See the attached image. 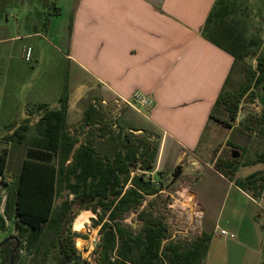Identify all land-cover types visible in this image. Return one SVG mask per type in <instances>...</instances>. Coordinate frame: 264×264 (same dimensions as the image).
Listing matches in <instances>:
<instances>
[{"label":"crops","instance_id":"0c3cea01","mask_svg":"<svg viewBox=\"0 0 264 264\" xmlns=\"http://www.w3.org/2000/svg\"><path fill=\"white\" fill-rule=\"evenodd\" d=\"M215 2L0 0V33L10 23L8 13L3 23L1 11L49 9L48 14L38 13L37 21L32 17L35 26L44 25L41 30L46 34L35 29L37 31L28 35L48 39L50 46L70 61L68 129L74 133L71 124L79 122L78 127L82 123L83 113L88 110V95L97 99L95 106L109 110L117 106L121 98L131 97L136 91L146 92L155 100L154 107L148 110L149 115L145 114V107L127 106L119 118L124 116L127 125L159 136L158 165L174 170L180 164L183 171L182 156L197 149L235 62L232 54L203 33ZM17 23L22 24V21L17 20ZM9 39V36L0 34V70L3 73L16 71V56L8 44ZM72 77L81 89V96L75 101H72ZM40 93L43 91L33 85L30 109L39 118L43 110L37 112L35 105L47 103L51 108L59 105V102L51 104L43 99ZM5 112L9 113L11 109H5ZM36 134L37 131L33 135ZM191 163V170L197 174L202 175L209 168L218 185L228 186L230 190L235 186L244 199L241 217L230 218L225 227L210 222L207 225L204 221L206 232L211 234L205 264H262L264 202L217 171L215 162L202 163L192 159ZM195 193L198 198V193ZM198 203L202 214L205 213L203 202L199 199ZM212 225L213 230L210 228ZM221 229L234 233L235 237L223 235ZM214 236L222 238L225 247L213 245ZM239 249L249 253L248 261L237 258Z\"/></svg>","mask_w":264,"mask_h":264},{"label":"rangeland","instance_id":"374dc122","mask_svg":"<svg viewBox=\"0 0 264 264\" xmlns=\"http://www.w3.org/2000/svg\"><path fill=\"white\" fill-rule=\"evenodd\" d=\"M233 1L228 16L241 38L240 48L244 56L232 68L226 85V92L236 94L249 69H255L258 59L264 57V0ZM1 12L4 14L3 23L7 13L10 23L8 27H3L4 31L0 34L10 37L8 44L16 56L14 64L16 71L14 73H3L0 70V154L4 153L7 158L4 173H0V213H3L6 195L9 190L15 189V183L30 140L38 129V114H34V111L28 113L31 108V89L33 85L40 88L43 91V94L40 93L43 99L51 104H58L61 93L68 85L69 71L72 67L69 59L64 58L54 46H50L48 39L38 35L31 37L28 35L37 31L35 29H39L38 31H42L44 35L46 34V31L41 30L44 25L35 26V21H37L38 13L48 14L49 9ZM32 17L35 18V21ZM17 20L22 21V24H18ZM28 46L32 48V59L29 61L25 59L24 54ZM72 84L74 96L72 101H75L80 98L81 89L73 77ZM88 85L90 84L88 83ZM263 85L264 80L258 86L251 83L248 92L240 102L236 119L230 118L225 105L216 107L215 114L228 119L232 126H227L212 118L194 153L182 156L185 174L182 175V171L173 183L171 181L174 170L168 169L163 164L159 166L158 159L155 163L153 162L151 168L145 170L141 168V158L144 156L147 146L155 144L160 150L161 138L152 135L146 129L127 125L124 123V116L119 118L122 109L129 105L122 106L117 103V106L108 110L104 106H95L97 99H92L88 95L89 97L86 99L87 108L90 112L88 121L92 123L86 124L87 116L84 112L82 123L78 127L79 122L72 123L71 129L80 139V142H93L100 154L113 155L118 149L125 151L128 145L137 149L139 162L136 167L138 168H131L134 175L144 174L155 185L162 184V189L158 193L146 195L142 207L147 205L149 201H154L155 208L160 210L169 226L170 238L189 241L198 235L207 233L204 221L207 225L217 223L219 227H225L230 218L234 220L240 218L244 205L242 193L238 192L235 186H231L233 188L230 190L228 186L218 185L215 176H213L214 173L210 172L209 168H206L205 171L207 172L202 175L191 170L193 167L192 159H198L202 163H214L217 158L223 159L229 156L240 158L241 166L234 174L235 178L245 177L259 170L264 174V162L258 160L259 154L264 151V122L260 123L264 113V102H262L260 94L264 90ZM91 100H94V103ZM8 108L11 109V112L6 113L5 109ZM34 110L38 112V109ZM148 110L144 108L146 115H149ZM25 122L28 123V129L25 132L26 137L20 141L15 131ZM207 173L210 175L205 176ZM195 191L198 193V198ZM66 198H74V193H70L68 189H63L57 196L56 205H59ZM199 199L203 202L202 206H204L205 211L203 214L202 211L197 210L198 208L201 209L198 203ZM258 199L264 202L263 197ZM74 209L76 216L72 222V229L83 235L75 237V241H78L76 243L78 255H81L87 263L95 264L99 255L98 244L101 235L100 225L93 224V219H97L98 214L91 208L79 204H75ZM82 211H91L93 214L87 216L83 228L78 230L74 228V222ZM137 216L138 213L133 211L125 216L124 222L138 228L141 223ZM210 228L213 230V225ZM218 229L217 232H219ZM12 234L17 235V230L14 222L7 219L5 228L0 230V242ZM214 237L213 245L225 247V241L222 238ZM238 252L237 258L239 260L248 261L250 259L246 250L239 249ZM30 259L31 254L23 249L19 262L29 264ZM47 263L49 262L42 264ZM0 264H2L1 257Z\"/></svg>","mask_w":264,"mask_h":264},{"label":"trees","instance_id":"16d2710c","mask_svg":"<svg viewBox=\"0 0 264 264\" xmlns=\"http://www.w3.org/2000/svg\"><path fill=\"white\" fill-rule=\"evenodd\" d=\"M232 2L216 0L203 33L234 56L235 66L244 53L240 48L241 38L228 16ZM263 80L264 57H261L257 67L249 69L236 94L226 92L224 87L210 118L231 127L228 119L215 114L216 107L225 105L230 118L236 119L240 102L251 83L258 86ZM260 94L263 95L262 91ZM69 99L67 85L58 107L51 108L47 103L35 105L36 109L43 110L37 121V134L30 140L15 189L7 193L3 213H0V230L5 228L7 219L11 220L20 239L14 264H21L19 260L23 249L31 254L29 264L47 261V264H63L78 255L75 237L83 235L72 229L75 204L91 208L98 214L97 219H93V224L100 225L101 235L95 264H205L211 234L203 233L189 241L171 239L169 226L160 210L155 208V202L149 201L142 207L146 195L158 193L162 184L155 185L144 174L132 175L131 168H138L137 149L128 145L125 151L118 149L113 155L100 154L93 142H80L67 126ZM29 111V114L33 112ZM89 115L87 110L86 124L92 123L88 121ZM263 122L264 113L260 120V123ZM27 129L28 123L25 122L15 131L20 141L25 139ZM158 151V145L147 146L141 158L143 170L152 167ZM239 159L230 156L217 158L214 167L255 198L264 199L262 171L234 177L241 166ZM258 160L264 162V151L259 154ZM6 161L5 154H0L1 174ZM63 189L74 193V198H66L56 205L57 196ZM80 195L90 197L92 201L83 204ZM133 211L138 213L141 223L138 228L124 222L125 216ZM15 244V240H10L0 247L2 264H9ZM74 263L82 264L79 261Z\"/></svg>","mask_w":264,"mask_h":264},{"label":"built area","instance_id":"2783aa9c","mask_svg":"<svg viewBox=\"0 0 264 264\" xmlns=\"http://www.w3.org/2000/svg\"><path fill=\"white\" fill-rule=\"evenodd\" d=\"M25 59L26 60H31L32 59V48L28 46L25 49ZM119 105L122 106H139V107H145L146 109H152L155 104L154 97L146 92L143 91H136L131 97L128 98H121L119 100ZM132 175L134 173L132 172ZM221 233L223 235H227L230 237H235V234L232 232L227 231L226 229H221ZM78 241H76L77 243Z\"/></svg>","mask_w":264,"mask_h":264},{"label":"water","instance_id":"95a60500","mask_svg":"<svg viewBox=\"0 0 264 264\" xmlns=\"http://www.w3.org/2000/svg\"><path fill=\"white\" fill-rule=\"evenodd\" d=\"M262 94H263L262 95V102H264V91L263 90H262ZM181 173H182V165L178 164L175 167L174 172L172 174L173 179H172L171 183L175 182V180L178 178V176ZM79 199L81 200V202L83 204H87V203L92 201V198L86 197L84 195H80ZM10 240H15L16 241V244H15V246L12 249V252H11V255H10V261H9V264H14V262H15V254H16L17 249L20 246V239H19L18 235H16V234L9 235L5 240L0 242V247L3 246L6 242H8ZM76 261H79L82 264H88L86 261H84V259H83V257L81 255H75V256L69 258L63 264H71V263H74Z\"/></svg>","mask_w":264,"mask_h":264},{"label":"bare ground","instance_id":"6f19581e","mask_svg":"<svg viewBox=\"0 0 264 264\" xmlns=\"http://www.w3.org/2000/svg\"><path fill=\"white\" fill-rule=\"evenodd\" d=\"M197 210H200L199 208ZM201 211V210H200ZM93 213L91 211H82L80 214L76 217L74 222V228L75 229H82L84 226V220L87 218V216L92 215Z\"/></svg>","mask_w":264,"mask_h":264}]
</instances>
